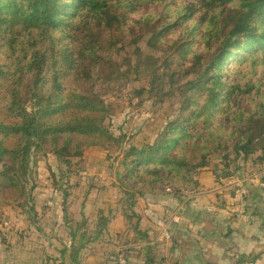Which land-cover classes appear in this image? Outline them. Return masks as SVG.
I'll use <instances>...</instances> for the list:
<instances>
[{
    "label": "trees",
    "instance_id": "obj_1",
    "mask_svg": "<svg viewBox=\"0 0 264 264\" xmlns=\"http://www.w3.org/2000/svg\"><path fill=\"white\" fill-rule=\"evenodd\" d=\"M151 24L156 48L171 37L185 52L194 50L196 64L205 53L210 64L163 94L180 92L183 113L152 142L130 146L120 187L134 185L127 195L152 204L150 196L163 188H172L179 200L198 189L193 173L212 162L217 182L243 179L230 169V152L225 160L216 158L228 147L245 164L254 157L250 180L260 174L264 182V0H0V205L30 197L26 182L45 151L71 171L91 145L112 146L116 137L106 124L112 106L84 72L107 81L128 76L129 62L120 69L112 57ZM185 33L192 41H183ZM140 51L135 48L134 57ZM149 95L159 97L155 90ZM88 242L72 241L65 251L72 264H82ZM257 258L240 254L233 264Z\"/></svg>",
    "mask_w": 264,
    "mask_h": 264
},
{
    "label": "rangeland",
    "instance_id": "obj_2",
    "mask_svg": "<svg viewBox=\"0 0 264 264\" xmlns=\"http://www.w3.org/2000/svg\"><path fill=\"white\" fill-rule=\"evenodd\" d=\"M150 28L153 30L152 24L142 25L136 32V42L128 43L121 51L123 53L120 52L112 57L117 64L116 67L120 69L125 68L124 63L129 62V66H126L130 71L128 76L116 81H107L97 72L91 70L84 72L90 85L112 106V117L106 124L116 137V141L106 148L91 145L85 150L83 159L73 164L71 171L65 165L59 164L53 152L45 151L41 154L37 165L32 166L26 182V190L30 197L18 202L16 200L12 206L0 205V242L4 244L0 249V259L12 260L21 244L27 250H34L37 247L38 255L43 259L45 255L49 260L54 261L50 254L57 256L62 252L63 257L70 260L69 253H65L71 248L68 247L70 241L78 244L85 238L93 240L94 227L97 228L100 220L107 219L112 214L105 217L104 211L100 210L103 216L100 218L101 215H97L99 208L105 210L112 205V211L121 213L123 223L134 226L157 224L160 220L163 222V217L168 214H171L172 218L176 212L177 206L173 208L167 205L168 202L173 205L170 198L179 200L170 187L163 188L160 193L150 196L151 207H144V203L147 202L140 195L134 194L135 197H129L127 190L133 189L134 185L124 187L121 184L123 188L120 187L122 182L119 180V175L123 173L121 161L131 145L140 146L142 143L152 142L170 120L178 118L183 113L181 106L184 98L180 92L175 91L170 96L163 94L170 91L172 83L185 82L207 71L210 55L199 54L201 64L198 65L192 57L193 49L190 53L185 52L183 48L173 44L170 41L171 37L167 36H165L166 40L169 41H164V38L163 46L156 48ZM186 34L183 41H192V38L186 37ZM126 38L127 41L130 40V33ZM137 47L141 50L140 55L134 57V50ZM259 66L262 67L263 64L259 63ZM172 77H174L173 82ZM141 88L145 90L140 91ZM149 90H155L163 100L159 101V97L150 96ZM126 106L128 108L124 109ZM257 150L260 152V147ZM227 152L231 154L228 162L233 172L244 175L246 179L252 175L254 169L251 162L254 157L245 164L246 161L241 156H236V149L228 147L219 149L217 152L219 156L216 158L225 160ZM95 156L99 158L96 161L98 165L92 160ZM202 169L204 168H199L193 173L194 178L199 182ZM52 173L56 174L54 180L51 177ZM234 178L242 181L239 176ZM241 181L239 183L241 185L233 190L234 203L231 205L229 202H224L223 205H226L223 206L224 209L235 208L238 188L240 192L243 191V186L246 187L244 193L253 194V191L255 193L257 190L264 192V182L261 185L258 181ZM196 190L198 189L192 191ZM192 191L183 192L184 197L193 193ZM160 200L163 202L162 206L160 209H155L153 206L158 205ZM130 201L134 205H130ZM229 214L233 216L235 213L229 211ZM167 224H172L171 219ZM49 237H54L56 242L53 244L58 245L55 250L46 252L44 242H48ZM101 239L108 241L106 238Z\"/></svg>",
    "mask_w": 264,
    "mask_h": 264
},
{
    "label": "crops",
    "instance_id": "obj_3",
    "mask_svg": "<svg viewBox=\"0 0 264 264\" xmlns=\"http://www.w3.org/2000/svg\"><path fill=\"white\" fill-rule=\"evenodd\" d=\"M98 159L96 156L92 158L95 165H98ZM215 168L216 164L212 162L202 169L198 190L180 201L170 198L173 205L170 202L167 205L173 208L177 206V209L172 218L171 214L163 217V222L129 225L123 223L120 212L112 211L111 204H108L111 205L109 209L99 208L97 215L103 217L100 210L104 211L105 217L112 213L107 218L111 221L107 228H102L99 223L97 228L94 227V238L85 244L79 261L82 264H121L122 260H125L124 264H233L240 254H252L258 255V258L252 263L243 264H264V192L244 193L246 187L243 186L240 192L238 188L235 208L228 207L226 210L223 203H234L233 190L241 185V180L233 178L223 185L216 181ZM253 177L255 182L263 183L259 180L260 174ZM246 180H250V177L243 178L241 182ZM162 204L160 200L153 207L160 209ZM147 206L151 207V204L144 203V207ZM228 210L235 214L230 216ZM170 219L172 224L166 225ZM96 233L101 236L97 237ZM48 240L44 242V251L55 250L58 244L53 243L56 239L49 237ZM3 245L0 242V249ZM50 256L55 260H49L45 255L44 259L41 258L37 247L27 250L20 244L12 260L1 258L0 264H72L67 257H63L62 252Z\"/></svg>",
    "mask_w": 264,
    "mask_h": 264
},
{
    "label": "built area",
    "instance_id": "obj_4",
    "mask_svg": "<svg viewBox=\"0 0 264 264\" xmlns=\"http://www.w3.org/2000/svg\"><path fill=\"white\" fill-rule=\"evenodd\" d=\"M125 263V260H122V263L121 264H124Z\"/></svg>",
    "mask_w": 264,
    "mask_h": 264
}]
</instances>
